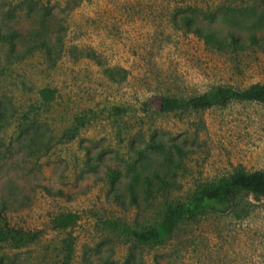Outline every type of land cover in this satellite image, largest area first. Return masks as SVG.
Returning <instances> with one entry per match:
<instances>
[{
  "label": "rangeland",
  "instance_id": "374dc122",
  "mask_svg": "<svg viewBox=\"0 0 264 264\" xmlns=\"http://www.w3.org/2000/svg\"><path fill=\"white\" fill-rule=\"evenodd\" d=\"M188 6L214 13L201 26L242 46L190 33L178 24ZM254 84H264V0H0V228L40 236L0 242V264H64L70 242V264H264V198L184 220L163 245L129 233L158 228L170 207L238 170L264 171V104L161 110L164 97ZM156 175L171 187L146 192ZM68 213L76 224L56 229Z\"/></svg>",
  "mask_w": 264,
  "mask_h": 264
},
{
  "label": "trees",
  "instance_id": "16d2710c",
  "mask_svg": "<svg viewBox=\"0 0 264 264\" xmlns=\"http://www.w3.org/2000/svg\"><path fill=\"white\" fill-rule=\"evenodd\" d=\"M33 6L34 2L31 1L28 4V14L32 13ZM184 11L188 12L179 18L178 24H181L182 27L206 43L218 48H225L230 45L242 46L240 39L235 35H232L230 41H228L218 37L211 31L205 30L201 26L200 21L202 19L214 22L216 20L214 13L203 12L197 6H188ZM51 14V10L46 9L44 12L45 19L50 17ZM7 17L12 20L16 18V15L10 11L7 13ZM17 37V33H12L7 36V39L11 43H14ZM256 42V37H252L251 43ZM92 57L96 58L97 56L93 54ZM106 74L115 82L126 79V70L123 69H108L106 70ZM41 97L46 102H50L55 99V93L50 89H44L41 91ZM234 101L264 104V84H254L246 89L220 86L214 88L209 94L186 100L164 97L161 102V110L165 113H173L186 109L205 110L215 106H227ZM71 137H75V135H71ZM175 149L179 154H185V151L179 146H175ZM108 176L112 186L120 179V173L116 171L109 172ZM155 179H157V182L146 179V192L153 190L154 185H157L159 188L171 187L170 182L166 179L160 178L158 175H156ZM130 194L131 201L137 203L138 197L134 186L130 188ZM242 194L253 196L257 200L264 198V171L247 173L242 169L238 170L230 177H224L211 185L200 188L189 201L170 207L158 228H149L142 231L132 230L129 233L141 244L163 245L172 240L178 225L184 220H197L210 212L220 214L228 213ZM77 221L78 215L76 213H68L55 218L53 224L56 229L67 230L76 224ZM113 225L122 228L119 224L114 223ZM39 238L38 232H24L9 226L0 228V242H9L15 248H22L32 244ZM65 251L64 264H70L73 253L72 242L65 246Z\"/></svg>",
  "mask_w": 264,
  "mask_h": 264
}]
</instances>
